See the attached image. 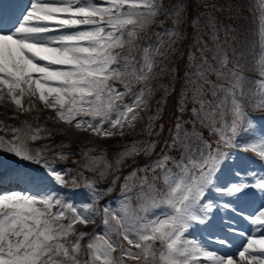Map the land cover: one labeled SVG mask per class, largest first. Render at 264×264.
Masks as SVG:
<instances>
[{
  "label": "snow or ice",
  "instance_id": "obj_1",
  "mask_svg": "<svg viewBox=\"0 0 264 264\" xmlns=\"http://www.w3.org/2000/svg\"><path fill=\"white\" fill-rule=\"evenodd\" d=\"M260 8L257 75L244 74L238 49L229 56L230 26L211 14L202 27L194 19L199 56L188 53L179 115L160 151L164 124L157 122L175 83L161 85L165 95L140 132L157 139L124 144L112 160L103 149L82 151L79 178L84 170L95 176L83 179L86 193L79 202L73 192L61 194L52 186L79 188L80 179L66 180L41 149L29 146L47 138L42 131L51 132L26 121L24 129L0 121L13 134L10 140L0 136V155L10 157L0 158V188L7 185L0 192V264H264V0ZM185 12L183 3L168 8L164 0L0 4V103L7 98L19 110L23 97H34L54 112L50 119L77 132L104 139L131 134L142 113L151 111L153 82L162 75L181 79L178 67L161 64L185 39ZM168 20L171 28L165 27ZM154 26L159 31L149 35ZM249 83L255 84L249 89L255 99L246 106ZM189 112L191 118L184 119ZM140 156L149 158L142 166L136 163ZM124 166L132 171L123 177L119 206L106 201L99 207ZM110 175L108 186L100 188ZM133 196L138 211L131 209ZM97 217L99 230L77 231L78 224L87 227ZM240 221L247 230L236 227ZM235 235L245 242L237 244ZM209 244L237 251L221 253Z\"/></svg>",
  "mask_w": 264,
  "mask_h": 264
},
{
  "label": "rangeland",
  "instance_id": "obj_2",
  "mask_svg": "<svg viewBox=\"0 0 264 264\" xmlns=\"http://www.w3.org/2000/svg\"><path fill=\"white\" fill-rule=\"evenodd\" d=\"M260 15H261L260 0L252 1L250 3L249 12L247 13V18L245 22V25H246V28L249 34L248 35L249 41H248V46L246 48L245 56L243 57L245 65L242 64L244 68L247 67V71L249 72L248 77H255L257 75L255 71L254 58L260 52V40H259V26H260L259 17ZM159 19H163V17H160ZM155 31H159V29L153 27L150 30L149 35H151ZM154 40H155V37H153V42ZM141 43H143V41H141ZM165 65L167 67H172L169 61H164L161 64V67H164ZM157 71L159 72V68L157 69ZM166 76L168 77V79L171 77V75H162L156 81L153 82L155 87H157L158 89L153 87L155 90V95L152 97L150 101L151 111L142 113V115L144 116V120L137 122L136 131L131 134H127L124 137L116 136L110 139H104V138L92 136L89 133L77 132L74 128H70L69 126L61 122H57L54 119H50V117L54 116V112L52 111L50 112V114H48V112H42L40 109V106H37V101L34 98L31 99L30 97H26V98L23 97L25 104L23 106V109H20V111L18 112L16 119H7V118L1 117L0 115V121H3V125H10L12 127L21 128V129L25 128V125L22 122L26 121L27 124L30 125L32 128L42 127L43 129L49 130L51 132L50 136L48 135L47 132L42 131L40 135L47 136V138L39 139L34 142L29 141V146L33 149H41L43 152V155H49L47 159L52 162L53 166H56L58 163H62V168L67 172V174L70 176L71 179L73 177L79 178V173L80 171L83 170L81 168V163H83L84 161V157L81 154L82 151H86L89 148H95L96 152L98 153L101 149H103L107 152L108 159L112 160L111 156H115L116 151L108 150L107 148H105L106 146L115 145L116 147L122 148L124 144H131L134 140H146L147 139V135L140 134V132H141V129L147 123V116L153 114L156 107L158 106L157 105L158 96L156 94V91L160 89L161 91L163 90V88H159L158 85L159 84L165 85V83L167 82L166 81L167 79H165ZM169 85L171 86V82ZM249 89L254 90L255 84L249 83L245 85V92L247 93V97L245 99L246 106L248 105L250 100L255 99L252 96V93L249 91ZM8 102L9 100L6 98V104ZM33 103L35 104V107L32 108L31 111H27V109H29ZM0 110H1V106H0ZM254 115H257V114L254 113ZM36 117H39V119H36ZM12 135L13 134L8 130L7 127L0 126V136H3L5 139L10 140L12 139ZM62 145H69L68 147H64L70 150L68 153H71V155H69L66 160H60L57 158V154L62 152L61 150L58 149V147H63ZM93 154H96V153H93ZM248 155L251 156L252 154L249 153ZM4 156L5 155H0V158L3 159ZM8 159H10V157ZM77 162H81V163H77ZM253 165L254 167H259V169H257L252 166L255 170L257 171L261 170V165L259 164H253ZM94 176H95V173L84 170L83 178H79L80 185L83 186L82 184L83 179L85 178L92 179ZM108 182H109L108 180L101 182L99 184V187L100 188L107 187ZM134 183L138 185L139 182L134 181ZM59 192L63 194L61 191ZM85 193H86V189H85ZM81 197L82 199L85 198L83 195ZM122 198L123 197L121 194V190L118 192V194H113V191H112L109 195L105 196L99 201L98 206L102 208L105 205V202L107 201L108 203L111 204L112 208H117L120 204V199ZM131 209L133 211L139 210L137 200L134 201V199H132ZM99 225H101V217L96 218L95 224H89L87 227L78 224L76 227H78L77 228L78 231H85V232L92 233L94 230H99L98 228ZM87 239L88 238L86 237L85 242L87 241ZM133 251H136V249H133ZM203 264H207V263H203Z\"/></svg>",
  "mask_w": 264,
  "mask_h": 264
},
{
  "label": "bare ground",
  "instance_id": "obj_3",
  "mask_svg": "<svg viewBox=\"0 0 264 264\" xmlns=\"http://www.w3.org/2000/svg\"><path fill=\"white\" fill-rule=\"evenodd\" d=\"M49 35H52V34H49ZM36 101H37V106H40V109L41 108L43 109V110H41L42 112H46V110H50V109H44L43 104L40 103L38 100H36ZM0 104H1L0 105L1 106V110H0L1 117L7 118V119H16V116H17L19 110L17 109L15 104L11 103L10 100L7 104H6V100Z\"/></svg>",
  "mask_w": 264,
  "mask_h": 264
},
{
  "label": "trees",
  "instance_id": "obj_4",
  "mask_svg": "<svg viewBox=\"0 0 264 264\" xmlns=\"http://www.w3.org/2000/svg\"><path fill=\"white\" fill-rule=\"evenodd\" d=\"M175 110V100L172 99L171 101V109H170V115L172 114V111ZM205 136H207V132L205 131Z\"/></svg>",
  "mask_w": 264,
  "mask_h": 264
}]
</instances>
